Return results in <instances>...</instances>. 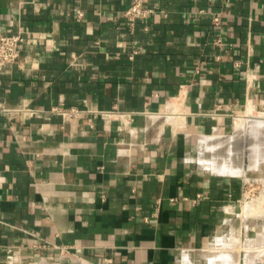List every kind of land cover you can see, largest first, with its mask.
Wrapping results in <instances>:
<instances>
[{"label":"crops","instance_id":"1","mask_svg":"<svg viewBox=\"0 0 264 264\" xmlns=\"http://www.w3.org/2000/svg\"><path fill=\"white\" fill-rule=\"evenodd\" d=\"M132 2L0 0V264H264L243 181L199 162L264 114V0Z\"/></svg>","mask_w":264,"mask_h":264},{"label":"bare ground","instance_id":"2","mask_svg":"<svg viewBox=\"0 0 264 264\" xmlns=\"http://www.w3.org/2000/svg\"><path fill=\"white\" fill-rule=\"evenodd\" d=\"M237 120V122L235 121L236 125L234 126L235 132L233 135L228 137L209 136L204 138L200 145L202 144L201 146H206L208 143H210L209 145L214 151L215 156L209 161L204 159L201 161L200 159L199 162L202 163L203 168L206 170L220 175L233 177L243 176L247 179L248 173L256 171L259 172L257 179L264 183V114L262 117H256L249 112L246 117H241ZM243 127L247 128L246 132L248 135L246 136L248 138L247 154L249 157V162H246V167L239 164L238 159L235 157V155L242 150V143L239 144V141L243 137V134L240 132L241 128ZM255 205L245 204L242 209V213L238 216L242 219L259 218L261 221H263V224L259 226V232L257 231L258 237L248 238L245 241L239 240L238 246L235 244L236 247H240L242 251L246 253L248 256L246 258H248L247 260L250 262H252L257 257H264V212L259 208V206ZM236 243H238L237 240ZM218 256H220V258L226 259L230 264H237L229 252H221ZM212 259L213 258L210 257V261ZM231 261H233V263Z\"/></svg>","mask_w":264,"mask_h":264},{"label":"rangeland","instance_id":"3","mask_svg":"<svg viewBox=\"0 0 264 264\" xmlns=\"http://www.w3.org/2000/svg\"><path fill=\"white\" fill-rule=\"evenodd\" d=\"M255 116L256 117H259V116L262 117L263 115H255ZM235 121L237 122L238 120L236 119V120L233 121V124H232L230 130H227L224 135H222V134H219V135L227 136V137L233 135V133L235 132V130H234V126L236 125ZM246 127L245 128L243 127L240 130L241 134H243L242 135L243 136L242 139L244 138L243 140L241 139L239 141V144L242 143V145H241L242 146L241 147L242 148V150H241L242 153L240 151L238 154H236L237 156L235 155V157L239 161V164H241L242 166L244 165V167H246V162H249V157H248V154H247L248 153V142H247V139H248L247 136L248 135H247V132H246L247 131ZM205 149H207V151L204 152L203 159L209 161V160H211L213 158V156H215V153H214V151L211 149V147L209 145L205 146ZM210 151L212 152V154H211ZM224 151H222V152H224ZM258 175H259V172L255 171V172L248 173L247 174V179L245 177H243V176H235V177H239L237 179L243 181V187H244L243 195H242L240 201L238 203H236L235 214H238V215L241 214L242 213V209H243L245 204H253V205L257 204L255 206H259V208L264 212V183L257 179ZM243 220H245V219H243ZM259 221H260L259 218H248V220H247V222L249 224H251L249 226V229L251 230L250 231L251 233L249 232V234H251L252 237L255 236V234H256L255 230L256 229L259 232V230H258L259 227L258 228L255 227L256 224L260 223ZM235 224H236L235 226L237 228L240 227L241 223H240L239 218L235 219ZM236 240L238 241V243H236ZM239 240L240 239H238V238L235 239V243L234 244L239 245Z\"/></svg>","mask_w":264,"mask_h":264},{"label":"built area","instance_id":"4","mask_svg":"<svg viewBox=\"0 0 264 264\" xmlns=\"http://www.w3.org/2000/svg\"><path fill=\"white\" fill-rule=\"evenodd\" d=\"M143 3L144 0H133L131 6L125 12V17L130 25H133L138 20H146L151 13L150 9L144 8ZM213 22L218 24V18H214ZM23 40V36L20 33L0 37V70L7 65L17 63ZM60 113L63 116L75 115L77 111L70 109L68 111H60Z\"/></svg>","mask_w":264,"mask_h":264}]
</instances>
